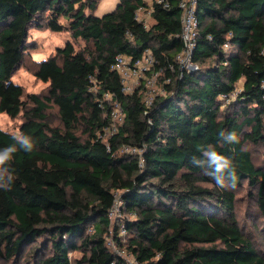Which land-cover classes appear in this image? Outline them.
<instances>
[{
	"label": "trees",
	"instance_id": "16d2710c",
	"mask_svg": "<svg viewBox=\"0 0 264 264\" xmlns=\"http://www.w3.org/2000/svg\"><path fill=\"white\" fill-rule=\"evenodd\" d=\"M100 1L0 0V114L22 115L19 135L36 144L14 154V179L0 188V257L18 260L41 239L47 254L40 264H127L107 245L112 228L114 245L122 248L127 237L128 255L143 264H264L239 228L234 193L215 185L204 156L215 147L232 158V189L246 182L264 219V169L245 148L264 147V0H198L191 56L198 68L191 72L176 62L183 48L178 0H167L168 8L154 4L148 28L134 18L142 0H118L96 17ZM32 28L68 31L84 48L66 42L37 64L35 78L49 86L43 99L30 96V107L12 76ZM146 50L165 92L149 107L142 85L126 95L110 69L116 56L135 59ZM238 84L240 93L223 106L219 96ZM114 101L124 120L104 141L99 133L110 124ZM49 104L61 129L46 121ZM222 130L236 131L240 142L224 144ZM13 137L0 129V149ZM123 147L141 154H121ZM117 193L131 219L113 225L108 213ZM75 251L81 256L71 259Z\"/></svg>",
	"mask_w": 264,
	"mask_h": 264
},
{
	"label": "rangeland",
	"instance_id": "374dc122",
	"mask_svg": "<svg viewBox=\"0 0 264 264\" xmlns=\"http://www.w3.org/2000/svg\"><path fill=\"white\" fill-rule=\"evenodd\" d=\"M118 0H101L97 10L94 15L96 17H101L102 15L111 12L116 7ZM148 3V2H147ZM140 18L145 21L147 26L152 24V18L149 14L148 7H144L139 14ZM65 24L64 21H61ZM28 51L25 55L24 62L20 68H18L12 76V81L15 84H18L22 87L24 96L23 101L25 104H28L30 107H33L31 103L30 96L34 95L40 99H43L44 96H47L48 83H43L34 76V71L36 70L37 64L44 59H47L55 53L56 48L63 47L66 42H71L74 44L76 49L84 48V43L80 40H73L71 33L68 31L62 32H51L45 28L41 29H30L28 37ZM207 66V65H205ZM184 68L186 71L197 70L198 66L193 64L190 61L184 63ZM145 79L149 81L145 86L144 97L145 100L148 97L155 95H165V92L162 91L161 83L159 82V74L153 76L145 75ZM241 87V84L237 85ZM227 104V103H226ZM46 116L47 123L56 128H62V124L59 119L58 110L52 104L47 106V109L44 111ZM123 113L119 109L115 110V115L111 119V124L113 127H118L122 124ZM23 121V116L19 115L15 119H11L5 114H0V129L6 132H9L13 135H19V127ZM77 134L82 138H85L82 134V128L77 131ZM110 136V133H107L104 136V141H106ZM245 148L250 151L253 162L256 166L264 169V147L261 145L252 144L247 142ZM121 154H130L133 153L128 151V148L123 147L121 149ZM134 155V154H133ZM204 187H210L209 184H201ZM234 193L235 197V215L239 228L244 235V237L249 240L254 249L264 257V219L261 213L259 212L254 198V191L251 190L246 182L242 184V187L237 189L229 188ZM119 196V193H117ZM131 216L129 214L123 213L120 209H117L114 212L113 217L110 219L113 225L116 223H122L124 220H130ZM120 235V234H119ZM113 236L112 228L110 229V235L107 240V245L109 249L116 253V250H120L123 255V258L126 259L128 255L126 251V246L128 239L121 236V241L123 242L122 248H118L114 245V242L111 239ZM43 241L37 240L32 246L27 247L20 259L15 261H6L0 257V264H40V260L47 254ZM38 248L39 251L33 255V251ZM81 254L78 251L71 252L69 257L71 259L80 258Z\"/></svg>",
	"mask_w": 264,
	"mask_h": 264
},
{
	"label": "built area",
	"instance_id": "2783aa9c",
	"mask_svg": "<svg viewBox=\"0 0 264 264\" xmlns=\"http://www.w3.org/2000/svg\"><path fill=\"white\" fill-rule=\"evenodd\" d=\"M144 3L142 6H139L135 11V20L139 23H142L144 28H148L145 21H143L139 14L141 13L142 9L146 6L148 7L149 14L151 16L153 12V5L159 4L163 8H168V2L167 0H142ZM148 2V3H147ZM198 0H178V8L180 10L181 16H180V23H181V34L180 39L183 45L182 51L176 56V62L179 65L181 70H186L184 68V63L191 60V56L194 52V49L197 45V38L199 34V21L196 15V9H197ZM152 18V17H151ZM223 49L228 50L229 49V43L226 42L223 44ZM155 65V58L152 55V53L149 50H146L142 53L140 57H137L133 59L132 57L128 55H118L115 57V60L113 64L111 65V71L115 72L121 83L122 92L126 95H130L134 92L135 89L143 86V91H145V86L147 83H149L148 80L145 79V75L153 76L155 74H160L153 72V68ZM165 84L169 83V79H165L163 81ZM262 86L264 87V81L262 82ZM164 92V90H162ZM241 87H236L229 93V94H221L219 96V100L223 103V106L226 103H229L230 101L234 100L238 93H240ZM156 96V95H155ZM104 97L106 99H110L109 94H105ZM154 99V96L148 97L145 100V105L149 107ZM119 109L122 111L120 104L117 101H114L112 103V111L110 113V124L109 126H106L103 129V134L99 133V137H102L104 139V136L107 133H110V136L114 134L118 127H113L111 124V119L115 115V110ZM123 113V111H122ZM123 120H124V113H123ZM122 120V123H123ZM122 125V124H121ZM128 148V151L132 152L133 154L140 155V149L138 148H132V147H126ZM141 158V157H139ZM141 160L140 164L141 165ZM122 207V202L119 199V196L115 194V200L112 208L110 209L108 213L109 219H111L114 215V212L117 209H120ZM90 231V230H89ZM120 234L124 235L125 230L123 226L121 227ZM116 253L123 257L120 250H116ZM127 264H143L140 263L135 257L129 256L125 259Z\"/></svg>",
	"mask_w": 264,
	"mask_h": 264
},
{
	"label": "clouds",
	"instance_id": "9594fccd",
	"mask_svg": "<svg viewBox=\"0 0 264 264\" xmlns=\"http://www.w3.org/2000/svg\"><path fill=\"white\" fill-rule=\"evenodd\" d=\"M224 144L234 145L240 142V136L236 131L222 130L218 133ZM14 144L0 149V188L7 190L14 179L10 169L11 161L17 151L31 152L36 144L32 137L21 134L13 137ZM206 162L211 166L212 171L208 175L215 182V185L221 190L235 188L237 182L236 169L230 156L217 151L215 147L204 152ZM193 162L195 158H192ZM5 173L7 178L5 179Z\"/></svg>",
	"mask_w": 264,
	"mask_h": 264
}]
</instances>
